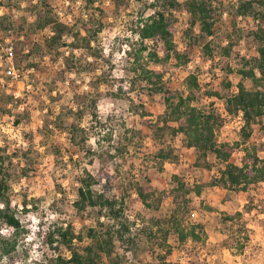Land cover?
I'll use <instances>...</instances> for the list:
<instances>
[{"label":"rangeland","instance_id":"374dc122","mask_svg":"<svg viewBox=\"0 0 264 264\" xmlns=\"http://www.w3.org/2000/svg\"><path fill=\"white\" fill-rule=\"evenodd\" d=\"M168 1L0 0V145L7 154L11 204L23 226L0 264H57V255L69 251L54 248L44 234L66 223L83 235L79 247L90 241V227L119 229L112 253L98 264H264V179L245 187L223 184L225 162L213 152L195 164L197 151L183 132L162 126L163 93L138 77V63L163 67L164 84L185 93L186 77L194 74L201 87L193 103L220 116L215 137L232 145L228 161L241 164L247 149L264 160V112L245 137L241 111L225 108L239 80L254 87L237 69L254 65L252 30L264 25L263 9L256 1L254 11L242 12L243 0H212L208 33L177 0L173 40L188 60L154 63L148 49L139 51L137 24L153 5ZM46 11L63 27L53 44L51 27L37 24ZM23 37L20 69L6 51L21 46ZM72 123L84 128L74 141ZM85 170L96 177L95 187L111 186L109 195L122 201L120 216L73 207L77 177ZM138 187L147 188L149 206ZM175 222L185 230L194 226L199 237L181 239ZM0 230L10 235L4 224Z\"/></svg>","mask_w":264,"mask_h":264},{"label":"trees","instance_id":"16d2710c","mask_svg":"<svg viewBox=\"0 0 264 264\" xmlns=\"http://www.w3.org/2000/svg\"><path fill=\"white\" fill-rule=\"evenodd\" d=\"M254 1L261 6L264 12V0H243L239 3V11H254ZM183 2L194 21L199 23L200 29L204 32H211L212 0H183ZM177 5V0H169L161 5H153L154 9L150 13L141 16L138 20L136 30L141 40L139 51L141 53L143 50L148 49L147 55L154 63L163 64L170 60L173 64H180L188 60L186 52L180 51L173 40L178 23L171 10ZM254 14L257 16L260 13L256 12ZM262 17L264 19V13ZM37 24L39 27H45L46 25L51 27L53 34L50 36L49 41H52V44L62 36V24L58 20L53 19V16L47 11L43 13L42 19ZM19 26L16 30H19ZM98 30L99 27L93 29L94 32ZM252 34L257 43L258 52L254 57V65L247 68L240 67L237 70L242 76L249 77L254 87L248 88L239 80L236 91L225 97V108L227 111H241L244 120L242 134L245 137L249 134L254 118L264 112V25L254 28ZM25 37H23L21 42L25 40ZM149 41L152 42V45H148ZM28 44L29 50L34 47L33 43ZM25 45L27 43L24 41L21 46H14L13 60L16 68L21 69L19 57ZM160 50L162 51L161 53ZM139 56L140 54L135 58L138 59ZM138 65V77L145 80V84L151 90L163 93L165 107L162 115V126H168L173 133L183 132L188 144L197 151L194 160L195 164H198L200 158L205 159L208 152H213L216 157L225 162L219 176L223 184L230 187L239 185L245 187L251 182L264 179V160L258 156L255 150L247 149L241 164L228 161L233 149L232 145L226 142H218L215 137V129L221 123L220 116L213 110L202 109L193 103V100L197 98L196 92L201 87V82L196 79L194 74L191 73L186 77L187 91L179 93L164 84L163 75L166 69L163 67H147L142 63H138ZM92 116L95 119L96 113L93 112ZM80 129L84 130L78 123L71 124L70 134L72 136L70 138L73 141ZM80 142L81 140L76 139L78 145H80ZM4 152L5 148L0 145V228L4 224L5 227L10 229V235H5L0 230V257L16 247L18 234L23 230L19 217L15 214L11 204V196L9 195L10 171L6 165L7 154ZM159 153L162 157L167 156L163 149H160ZM77 180V195L72 202L73 207L77 211H84L94 207L97 209L99 216L105 215L108 218L120 216L122 213L120 203L122 201H118L115 197L109 195L110 185H107L106 189L95 187L97 179L87 170L79 174ZM197 191H199V188H197ZM137 192L142 202L149 206L147 188L138 187ZM99 222L101 226L105 224L102 221ZM121 224L127 227L123 223ZM174 229L181 239L189 235L194 238L199 237V233L194 229V226L185 230L181 224L175 222ZM159 230H162V227L159 226ZM167 232L168 229H164V237H166ZM87 234L90 237V241L80 245V247L76 245V240L80 241L83 235L76 232L71 223L54 226L44 234V237L50 245L56 242L53 245L54 248L60 247L69 251L67 256L57 255V264H98L103 254L110 255L112 253L114 236H122L119 229H111L110 226H105L104 229L100 230L90 227Z\"/></svg>","mask_w":264,"mask_h":264},{"label":"built area","instance_id":"2783aa9c","mask_svg":"<svg viewBox=\"0 0 264 264\" xmlns=\"http://www.w3.org/2000/svg\"><path fill=\"white\" fill-rule=\"evenodd\" d=\"M6 52H7V56H8L9 58H11L12 55H13V50H12V46H11V45L7 47V51H6ZM12 67H13V65H12V66L10 65V66L8 67V71H13V68H12ZM238 117H239V119H241V118H240L241 115H239Z\"/></svg>","mask_w":264,"mask_h":264}]
</instances>
